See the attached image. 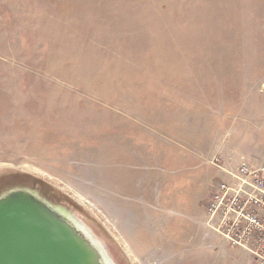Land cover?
Segmentation results:
<instances>
[{
    "label": "rangeland",
    "instance_id": "rangeland-1",
    "mask_svg": "<svg viewBox=\"0 0 264 264\" xmlns=\"http://www.w3.org/2000/svg\"><path fill=\"white\" fill-rule=\"evenodd\" d=\"M260 159L264 0H0V197L62 208L113 264H259L205 208Z\"/></svg>",
    "mask_w": 264,
    "mask_h": 264
},
{
    "label": "water",
    "instance_id": "water-1",
    "mask_svg": "<svg viewBox=\"0 0 264 264\" xmlns=\"http://www.w3.org/2000/svg\"><path fill=\"white\" fill-rule=\"evenodd\" d=\"M0 264H113L72 215L30 190L0 197Z\"/></svg>",
    "mask_w": 264,
    "mask_h": 264
},
{
    "label": "built area",
    "instance_id": "built-area-1",
    "mask_svg": "<svg viewBox=\"0 0 264 264\" xmlns=\"http://www.w3.org/2000/svg\"><path fill=\"white\" fill-rule=\"evenodd\" d=\"M226 173L205 208V224L225 244L264 264V160H242Z\"/></svg>",
    "mask_w": 264,
    "mask_h": 264
},
{
    "label": "crops",
    "instance_id": "crops-1",
    "mask_svg": "<svg viewBox=\"0 0 264 264\" xmlns=\"http://www.w3.org/2000/svg\"><path fill=\"white\" fill-rule=\"evenodd\" d=\"M262 158V157H261ZM262 160L260 159V162H261ZM211 236V238L213 239V241H214V239H216L217 241H218V239H221L222 240V238H220L219 236H217V235H215V234H213L212 233V235H210ZM217 247V250H224V249H226V247H228V245L227 244H225L224 242H223V240H222V242H221V244H216V246H215V248ZM247 253V252H246Z\"/></svg>",
    "mask_w": 264,
    "mask_h": 264
}]
</instances>
